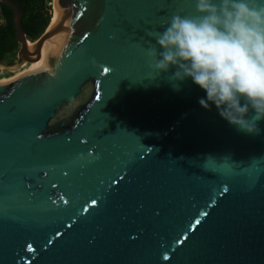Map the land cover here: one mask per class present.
I'll return each mask as SVG.
<instances>
[{
	"label": "water",
	"instance_id": "water-1",
	"mask_svg": "<svg viewBox=\"0 0 264 264\" xmlns=\"http://www.w3.org/2000/svg\"><path fill=\"white\" fill-rule=\"evenodd\" d=\"M0 2V68L38 59L0 83V264H264V120L238 131L146 55L194 0H55L33 49Z\"/></svg>",
	"mask_w": 264,
	"mask_h": 264
},
{
	"label": "clouds",
	"instance_id": "clouds-1",
	"mask_svg": "<svg viewBox=\"0 0 264 264\" xmlns=\"http://www.w3.org/2000/svg\"><path fill=\"white\" fill-rule=\"evenodd\" d=\"M195 15L174 14L146 50L174 90L191 80L238 131L257 135L264 120V0H194Z\"/></svg>",
	"mask_w": 264,
	"mask_h": 264
},
{
	"label": "trees",
	"instance_id": "trees-1",
	"mask_svg": "<svg viewBox=\"0 0 264 264\" xmlns=\"http://www.w3.org/2000/svg\"><path fill=\"white\" fill-rule=\"evenodd\" d=\"M22 13V29L30 41L38 39L51 21L48 3L51 0H11ZM5 24L0 28V61L6 63L8 55L15 54L18 43L13 26L12 10L1 4Z\"/></svg>",
	"mask_w": 264,
	"mask_h": 264
},
{
	"label": "rangeland",
	"instance_id": "rangeland-1",
	"mask_svg": "<svg viewBox=\"0 0 264 264\" xmlns=\"http://www.w3.org/2000/svg\"><path fill=\"white\" fill-rule=\"evenodd\" d=\"M54 0H51V2L48 3V6H49V12L51 14V18H52V15L54 14ZM29 42L32 44L33 42L29 40ZM18 54H19V46L18 48L16 49L15 51V54H11V55H8L7 57V61L6 63L8 64H11V63H14V62H17L18 61ZM31 65V63H24V65L18 69V70H14V71H10V70H6L4 68H0V80L2 79H5V78H10L12 76H15L16 73L19 71V70H22L24 66H26V68H29ZM25 68V69H26Z\"/></svg>",
	"mask_w": 264,
	"mask_h": 264
},
{
	"label": "bare ground",
	"instance_id": "bare-ground-1",
	"mask_svg": "<svg viewBox=\"0 0 264 264\" xmlns=\"http://www.w3.org/2000/svg\"><path fill=\"white\" fill-rule=\"evenodd\" d=\"M54 2H55V0H54ZM56 17H57V16H56L55 5H54V14L52 15V18H51V21H50V26H49V28H51V26H53V24L55 23ZM33 46H34V43L31 44V43L28 41V47H29L30 49H33ZM37 67H38V59H36L35 61H33V62L31 63V65H30L29 68H26V66H24L23 69H22V70H19V71L16 73L15 76H12V77H10V78L2 79V80H0V83H4V82L12 81V80L18 78L19 76H21V75H23V74H25V73H28V72H31V71L36 70ZM25 68H26V69H25Z\"/></svg>",
	"mask_w": 264,
	"mask_h": 264
},
{
	"label": "built area",
	"instance_id": "built-area-1",
	"mask_svg": "<svg viewBox=\"0 0 264 264\" xmlns=\"http://www.w3.org/2000/svg\"><path fill=\"white\" fill-rule=\"evenodd\" d=\"M5 24V19L2 13V9H1V2H0V28L3 27Z\"/></svg>",
	"mask_w": 264,
	"mask_h": 264
},
{
	"label": "snow or ice",
	"instance_id": "snow-or-ice-1",
	"mask_svg": "<svg viewBox=\"0 0 264 264\" xmlns=\"http://www.w3.org/2000/svg\"><path fill=\"white\" fill-rule=\"evenodd\" d=\"M105 71H107V69H105Z\"/></svg>",
	"mask_w": 264,
	"mask_h": 264
}]
</instances>
